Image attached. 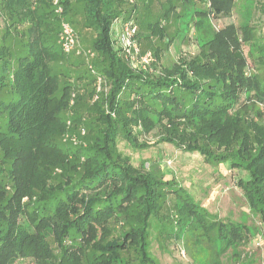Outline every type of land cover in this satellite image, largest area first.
Wrapping results in <instances>:
<instances>
[{
  "label": "trees",
  "instance_id": "16d2710c",
  "mask_svg": "<svg viewBox=\"0 0 264 264\" xmlns=\"http://www.w3.org/2000/svg\"><path fill=\"white\" fill-rule=\"evenodd\" d=\"M154 1L161 12L151 18L141 11ZM236 1L0 0V264L25 256L34 264H161L153 240L163 246L172 239L194 264H223L222 256L257 234L245 221L210 213L141 155L146 136L158 129V142L198 152L213 165L229 163L243 172L237 185L249 212L264 222V85L246 74L243 50L252 30L249 22L219 30L212 23L213 15H230ZM131 19L146 28L137 30L139 42L175 41L181 51L193 33L199 52L165 64L157 47L155 61L133 67L120 43ZM64 20L94 32L90 50L75 31L76 47L64 51ZM162 21L175 26L173 34ZM82 129L85 143L62 146L66 131ZM123 141L140 152L137 163L120 150ZM54 166L70 172L64 186L37 176L36 168ZM37 194L40 205L21 223V197ZM49 236L63 260L53 257Z\"/></svg>",
  "mask_w": 264,
  "mask_h": 264
},
{
  "label": "rangeland",
  "instance_id": "374dc122",
  "mask_svg": "<svg viewBox=\"0 0 264 264\" xmlns=\"http://www.w3.org/2000/svg\"><path fill=\"white\" fill-rule=\"evenodd\" d=\"M154 2L149 5L147 10L143 9L141 12H145V14L148 13L147 15L149 17L154 18L161 12L160 4L157 1ZM248 22L249 28L252 30V35H250L251 40L249 44L243 43L244 41H242L243 50L247 57L246 74L250 75V73H256L258 79L261 81L259 84L263 87L264 55H261L259 51L264 49V0H237L230 15H213L212 17V23L216 30L224 28L231 23L240 26L242 23L245 24ZM162 24L167 26L171 34L174 33L175 26L172 23L162 21ZM1 25L2 23L0 22V34L2 32ZM74 26L76 28H74L75 31L78 33L80 45L90 50L94 32L85 29L80 32L77 25ZM137 28L139 32L146 31L145 26V29H143L140 27L139 23L137 24ZM239 37L242 38L241 34ZM169 39L171 40V38ZM154 40L155 41L151 42V44L145 41L138 43L141 49L143 48L151 51L159 47L161 49V60L165 64L170 62V58L178 60L180 56L189 57L199 52L198 42L194 38L193 33H190L188 38L181 43V51L175 49V41L171 42L169 47H166V43L160 39L154 38ZM81 70H87V66L81 65ZM95 75L97 76L99 73L95 72ZM106 85L107 88H109V84ZM256 91L258 90L253 89L251 95ZM243 99L244 94L241 96V100ZM72 113L73 111L71 110L66 114L67 127L72 124ZM74 132L75 133H70L66 131L61 137L62 146L64 148H69L72 144L76 145L80 140L85 143V138H82L85 134H83L81 130L80 133L77 130ZM79 134L80 136L78 138ZM158 139V129L148 134L146 140L149 147L142 151L141 155H143L144 158L155 160L166 174V178H174L181 187L188 191L196 202L205 207L210 213L216 214L223 220L245 221L253 232L255 228L258 229L257 234L253 236L249 242L233 247V250L230 249L227 255L222 256L221 260L224 262L223 264H236L235 262H231V260H236V258L242 262L252 260L255 264H264V222H261L258 217L253 216L249 212L242 190L237 185L238 179L243 175V172L238 169H232L229 163H221L219 165L207 163L204 157L198 152H187L173 144L158 142ZM119 147L122 152L131 154L134 163L138 162L140 152L132 151L124 141L120 142ZM82 160H84V158H82ZM37 170L39 174H37V176H40L39 178L48 179V186L51 184L53 186H64L70 174V172L63 170L60 166H54L52 170L50 169L46 172L42 171L43 168H36L35 171ZM8 184L7 190L13 195L14 189L11 187L9 181ZM38 196L37 194L33 195V197H21L20 203L25 208V212L22 213L19 218L21 223L26 220L27 213L33 212L35 205H40L39 199L41 198ZM45 240L53 249V253L55 254L53 257L56 260H63L64 253H60V248L56 244L54 237L49 236ZM67 244L71 246L72 250L77 248L76 242L68 240ZM164 245L162 246L157 240H153L152 252L155 257L160 260L161 264H194L193 260H197L196 257H192L190 254L188 255L186 253L181 242L172 239ZM235 251L239 253V257L234 256L233 253ZM34 260H36L34 256L19 257L14 264H34ZM65 260H68V258ZM195 264H198V262Z\"/></svg>",
  "mask_w": 264,
  "mask_h": 264
},
{
  "label": "built area",
  "instance_id": "2783aa9c",
  "mask_svg": "<svg viewBox=\"0 0 264 264\" xmlns=\"http://www.w3.org/2000/svg\"><path fill=\"white\" fill-rule=\"evenodd\" d=\"M57 2L58 0H54L55 4ZM56 11L58 13H61L62 7L61 6L57 7ZM61 26H62V31L60 35L61 45L64 51L70 52L76 47L77 44L75 30L72 27V25L65 20L62 21ZM137 30H138L137 24L132 19L125 20L122 24V29L120 32V43L124 48L125 58H127L132 65L145 68L146 66L150 65L153 61H155V57L151 50H146L144 52L141 51L138 43L139 41L136 38ZM88 53H92V52L88 51ZM98 83L99 85L97 87V90L101 91L104 87V78L102 76H98ZM72 102L73 100L71 101V103ZM84 132L85 130L82 129L83 134Z\"/></svg>",
  "mask_w": 264,
  "mask_h": 264
}]
</instances>
